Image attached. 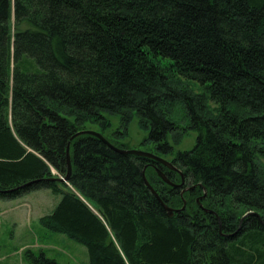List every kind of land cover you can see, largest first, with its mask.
Segmentation results:
<instances>
[{"label": "trees", "instance_id": "trees-1", "mask_svg": "<svg viewBox=\"0 0 264 264\" xmlns=\"http://www.w3.org/2000/svg\"><path fill=\"white\" fill-rule=\"evenodd\" d=\"M176 108L196 132L176 170L71 138L135 113L171 154ZM41 188L61 198L39 222L89 264H264V0H0V199Z\"/></svg>", "mask_w": 264, "mask_h": 264}, {"label": "rangeland", "instance_id": "rangeland-1", "mask_svg": "<svg viewBox=\"0 0 264 264\" xmlns=\"http://www.w3.org/2000/svg\"><path fill=\"white\" fill-rule=\"evenodd\" d=\"M101 115L109 122L107 128H102L100 122H86L85 130L101 133L124 149L150 152L170 160L173 154L190 149L196 141L195 131L182 130L183 111L179 108H176L172 117L181 127L176 136L179 142L168 139L172 146L171 154L160 149L155 150L154 143L147 139L149 129L141 127L135 113L128 121L122 120L121 115L116 113L102 111ZM53 174L56 172L53 171ZM58 183L63 190V184ZM60 198V193L41 188L16 198L0 199V264H29L25 256L29 250L35 254L42 251L59 264H89L88 251L84 244L65 234L49 231L39 222V218L50 213Z\"/></svg>", "mask_w": 264, "mask_h": 264}, {"label": "water", "instance_id": "water-1", "mask_svg": "<svg viewBox=\"0 0 264 264\" xmlns=\"http://www.w3.org/2000/svg\"><path fill=\"white\" fill-rule=\"evenodd\" d=\"M84 134H88V135H92V136H95L97 137L99 140H101L103 143H105L106 145H108L110 148H112L113 150L119 152V153H122V154H132V155H138V156H142V157H147V158H150V159H154L156 161H159L160 163H162L163 165L167 166L168 168L170 169H174L176 170V167H174L172 165V163L170 161H167L166 159H163L162 157H159L157 156L156 154H153V153H150V152H145V151H140V150H131V149H123V148H118L116 147L115 145H113L109 140H107L101 133H98V132H95V131H91V130H81V131H78L76 132L71 138L75 137V136H79V135H84ZM71 140V139H70ZM69 143L70 141L68 142V145H67V172L66 174L63 176V177H57L55 178L54 180L56 181H59V182H63V183H68L69 181V178H70V174H71V163H70V157H69ZM144 174V173H143ZM179 174H180V177H181V181L180 183H174V182H171L165 174H163L162 172H158V175L160 176V178L168 185H170L171 187L173 188H180L181 186H183L184 184V176L182 174L181 171H179ZM143 179H144V183L145 185L153 192V193H156L154 191V189L152 188V186L150 185V183L148 182V180L146 179L145 175H143ZM195 185H191V186H186L184 188H182L181 190V195L183 192L185 191H188L190 189H192ZM204 195L201 196V198H203ZM197 201H199V199H197ZM184 205H185V201H183V206L180 208V209H173L172 207L166 205V204H163L164 206V209L167 211L168 213V216H172L174 214L175 211H179V210H182L184 209ZM200 206H202L200 204ZM204 211L206 212H209V213H214L213 211L211 210H208V209H205L204 208ZM251 212H247L245 215L249 214ZM244 215V216H245Z\"/></svg>", "mask_w": 264, "mask_h": 264}, {"label": "flooded vegetation", "instance_id": "flooded-vegetation-1", "mask_svg": "<svg viewBox=\"0 0 264 264\" xmlns=\"http://www.w3.org/2000/svg\"><path fill=\"white\" fill-rule=\"evenodd\" d=\"M184 185H185V183L183 184V186H181L179 189H180V193H181V190H182V188H184Z\"/></svg>", "mask_w": 264, "mask_h": 264}]
</instances>
